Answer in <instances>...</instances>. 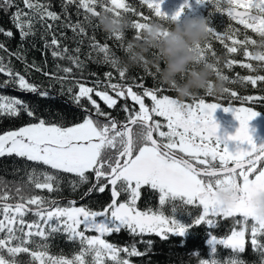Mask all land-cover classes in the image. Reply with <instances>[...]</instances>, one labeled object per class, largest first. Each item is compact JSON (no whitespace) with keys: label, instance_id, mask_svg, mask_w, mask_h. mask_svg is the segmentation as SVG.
Masks as SVG:
<instances>
[{"label":"snow or ice","instance_id":"6c2138e0","mask_svg":"<svg viewBox=\"0 0 264 264\" xmlns=\"http://www.w3.org/2000/svg\"><path fill=\"white\" fill-rule=\"evenodd\" d=\"M142 2L152 10L155 17L168 24L179 22L184 8L190 7L189 0H185L179 10L168 16L162 10L164 0ZM196 2L201 5H213L215 11L226 13L237 24L250 29L261 39L257 42L245 36L240 40L236 38L235 32L225 37L209 26L207 37L214 36L220 40L228 54H235L242 49L245 58L264 62V0ZM22 3L27 11L16 5L17 10L11 17L21 39L34 35L35 23L51 30L52 24L47 21L61 19L59 14L50 10L49 4L42 3L41 0H22ZM71 5L76 6L78 15L79 10L83 9L84 21L93 29L101 25L99 22L93 25L91 17L98 21L101 14H111L116 22L124 18L125 13L135 11L126 0H64L66 25L77 35L84 36L87 35L84 23L79 20L73 23L67 15ZM13 6L14 0H0V8L7 10ZM97 7L101 11H97ZM143 19L147 21L149 18ZM150 24L131 21L130 28L136 32L135 39H142V33ZM160 25L167 28L161 23ZM0 33L8 37L13 36L10 30L5 31L2 28ZM159 35L167 36L168 32L163 30ZM109 36L123 40L121 32L110 33ZM225 38L231 41V45L225 43ZM89 40V47L97 53L96 62L110 65L118 73L120 81H125L127 68L122 65V61L109 45L97 42L94 35ZM248 45L256 46L260 50L253 53L248 50ZM45 47L51 48L54 58L67 59L78 71H82L84 63L79 58L80 47L72 50L75 53L73 55L67 46L60 47V41L54 34L50 42L46 41ZM121 47L124 48L123 43ZM0 49L7 51L3 43H0ZM192 50L197 55V63L210 66L216 77L229 81V77L220 70L219 58L207 39L193 46ZM124 51L127 56L136 59L131 42ZM209 53L212 60L208 58ZM10 55L22 59L19 54ZM152 55L155 57L158 54L154 52ZM236 63L238 61L235 59H229L227 67L231 68ZM137 64H142L145 71H148L149 63L146 59L140 58ZM241 66L255 70L251 63H241ZM258 66L264 67V63ZM33 67L61 85L68 83L67 92L73 102L82 109L84 116L81 122L66 126L38 116L36 109L20 98L0 96V115L18 117L24 113L35 120L17 130L0 134V157L15 155L52 170L50 172L35 167L26 170L28 185L31 187L17 185L10 188L7 182L0 180V233L4 234L0 236V264H20L17 260L19 254L29 256L27 264H131L126 257L144 253L138 251L135 245L118 247L106 240V235L127 229L134 235L172 233L183 236L187 227L165 215L162 210L138 208L142 186L158 190L161 208L166 202L177 197L184 198L186 205L202 207V214L195 217L193 226L205 223L213 227L214 221L209 217H241L242 219L236 221L240 225L239 230L233 228L231 234L223 239L212 235L207 241L211 246L210 255L213 256L217 244L231 249L234 253H243L248 221L251 219V245L254 251L261 254V264H264V243L258 239L264 235V219L257 218L251 207L254 197L264 193V143L254 142L249 126L250 121L259 115L257 111L247 107L234 108L218 103H206L205 99L196 96H192L191 103H185L164 94L167 89L163 87L145 88L142 84H135L134 77V85L143 89L142 93H137L133 90L134 85L112 83L111 71L104 73L107 83L104 84L103 90H100L99 81L95 86L89 87L75 78L73 67L61 68L57 65L55 73L44 72L35 65ZM61 72L63 76L60 75ZM0 74L9 78L3 81L4 86L14 83L19 90L38 94L42 98L49 95L47 91L16 72L10 59L6 62L4 57H0ZM150 74L158 78L159 68L155 67V72ZM239 80L255 87L258 82H264V75H249L239 77ZM109 89L115 97L109 94ZM205 92L209 96L215 95L211 90V82ZM93 93L109 109L115 108L120 99L130 98L138 105V110L125 104L123 111L126 113V119L120 121L110 112L101 109L93 99ZM222 93L237 96V93L229 88H225ZM145 98L151 100V107L146 106ZM84 99L89 102L90 108L82 103ZM244 99L248 101L256 98L249 96ZM259 99L264 100V97ZM221 107L226 113L231 112L239 121L235 134H218L220 126L214 114ZM154 117L163 118L166 124L162 125L160 120ZM133 126L137 129L135 133ZM164 127L167 131L161 130ZM230 141L235 142L233 150L229 149ZM59 173L77 178L69 181L73 191L83 185H90L83 193L84 196L94 191L103 193L110 186V202L99 210H93L86 206L77 207L75 200L68 201L69 206H60L56 199L31 194L32 189L48 193L60 191ZM89 173L92 174L91 177ZM227 188H231L236 197L234 203L226 207L217 199V192ZM122 194L127 195L124 201L120 200ZM29 212L37 219L26 221L24 217ZM59 232L66 234L68 241L79 244V251L71 257L52 255L49 252L47 240L52 234ZM89 232L96 235H87ZM33 237H39L41 242L33 240ZM121 253L125 255L122 256ZM193 254L198 255L197 252ZM199 264L221 262L215 258L200 259ZM225 264L245 262L234 257L226 260Z\"/></svg>","mask_w":264,"mask_h":264},{"label":"trees","instance_id":"16d2710c","mask_svg":"<svg viewBox=\"0 0 264 264\" xmlns=\"http://www.w3.org/2000/svg\"><path fill=\"white\" fill-rule=\"evenodd\" d=\"M41 2L49 4L50 10L59 14L61 19L57 21H47V23L52 24L51 30L42 27L40 23H35L34 35H29L26 39H21L20 32L11 18L12 14L17 10L16 5L24 9L22 0H14V6L10 9L5 10L0 8V28L5 31L10 30L13 33L12 37L0 33V43H3L7 49V51L0 49V57H4L6 62L10 59L11 66L16 72L24 75L29 82L37 85L42 90L47 91L49 95L47 98H42L38 94L19 90L18 86L14 83H8L4 86L3 81L9 78L0 74V96L17 97L28 102L31 107L36 109L38 116L50 122L63 123L66 126L81 122L84 112L73 102L71 95L67 92L69 84L65 83L61 85L55 79H50L33 67V65H35L43 69L44 72L55 73L57 72V65H60L61 68L73 67L75 78L89 85V87L95 86L97 81H99L101 85L100 90H103L104 84L107 83L104 73L111 71L113 73L112 83L122 82L134 85L133 78L135 77V84H142L145 88L163 87L167 89L164 94L172 98L180 99L174 89L162 84L159 77L154 78L153 75L150 74L155 72L153 64L148 65V71H145L142 64H135L128 67L126 74L127 79L125 81H120L118 73L111 68L110 65L96 62L98 59L97 53L89 47L90 37L94 35L97 42L101 44L107 43L120 60L124 61L128 57L125 54L124 48H126L129 42L137 41V39H135L136 32L134 29H126L123 33V40H117L110 37L108 33H105L102 27L93 29V27L84 21L83 9L79 10L78 15L76 6L71 5L68 8L67 15L71 17L73 23L77 20L84 23L87 33L86 36L77 35L65 23L64 0H41ZM126 2L135 10L134 12L124 14L125 17L132 22H157L163 24L165 27H170L173 24L160 21L159 18L154 16L152 10L143 4L142 0H126ZM24 11H27V9H24ZM97 11H101V9L97 7ZM137 13L142 15H137ZM199 15L200 18L205 19L210 28L224 34L225 37L235 32L236 38L240 40H243L245 36L257 42L261 39L258 34L252 32L250 29H245L242 25L237 24L228 17L226 13L215 11L211 4H204V7L199 11ZM143 17H148L149 19L145 21ZM91 20L93 25L98 23L95 17H91ZM53 34L58 41H60V47L63 48L67 46L73 55H75V53L72 50L76 47H80L81 52L79 53V58L84 63L82 71H78L67 59H57L52 56L51 48H46L45 43L46 41L50 42ZM206 39L211 44V48L214 50L216 57L219 58L220 70L224 75L229 77V81L226 82V88L235 91L237 96L233 97L226 93H217L209 96L205 90H199L194 96L203 98L207 102H216L220 105H242L252 108L264 115V100L259 99V97H264V82H258L257 85L253 87L250 83L240 82L239 80V77L264 75V67L258 66L264 62L245 58L242 49L235 54H228L224 44H222L220 40L216 39L214 36H208ZM121 43H123L124 48L121 47ZM225 43L231 45V41L226 38ZM247 47L248 50L253 53L260 50L253 45H248ZM154 52V49L151 50L148 56L152 57ZM12 53L19 54L22 59H17L16 55H10ZM89 53H91L90 56L88 55ZM208 58L209 60L213 59L210 53ZM229 59H235L238 63L228 68L227 61ZM241 63H251L255 70L242 67ZM60 75L63 76L64 74L61 72ZM215 77L214 75L213 79H215ZM133 90L137 93H142L143 91L142 88L136 87L135 85L133 86ZM74 91H78V89H74ZM109 92L113 93L110 89ZM92 96L100 105L101 109L105 112H110L112 116L120 121H125L126 119V113L123 111V106L125 104H127L129 108L135 107L136 110H138L137 105H135L130 98L126 100L120 99L115 108L109 109L94 93ZM249 96L255 97L256 99L246 101L244 98ZM145 100L150 101L149 98H145ZM182 101L192 102V96L185 97ZM82 103L89 108L91 107L86 99L82 100ZM30 122H35V120L24 113L18 117L0 115V134L19 128ZM136 130V127L133 126L134 133ZM33 167L37 169H46L44 165L35 164L34 162L27 161L15 155L2 156L0 157V180L7 182L10 188H14L17 185L31 187L28 185L26 170ZM46 170L52 171L51 169ZM58 175L61 177L60 191L48 193L47 191L32 189L31 194L42 195L52 199L61 197L79 199L90 186L83 185L78 190L73 191L69 181L77 178L65 173H59ZM91 175L92 174L89 173L90 177ZM110 193L111 188L109 186L105 192L100 193L94 191L79 203L76 202V204L90 207L93 210H99L110 202ZM126 198L127 195L122 194L120 200L124 201ZM58 203L61 206H66L68 200L59 201ZM137 206L140 210H162L165 215L185 225L187 231L183 236L173 235L172 233H164L162 235H157L155 233L134 235L127 229H121L119 233L106 235L104 238L118 247L123 248L135 245L138 251L144 253L140 256L126 257L131 261V264H199L200 259L212 258L219 260L221 264H225L226 260L234 257L243 260L245 264H261V254L254 251L251 245L250 231H246L245 251L243 253H234L231 249L217 244L216 253L214 256L210 255L211 246L207 244L209 237L215 235L217 238H224L230 235L233 228L240 226L236 223L237 220L242 219L239 216L230 218L209 217L214 221L213 227H209L205 223L199 226H193L195 217L201 214V207L186 205L182 198L177 197L172 201L166 202L161 208L159 205L158 191L151 189L149 186H142L141 196L137 202ZM24 219L28 222H32L37 218L32 212H29ZM3 235V233H0V236ZM258 239L264 243V235L259 236ZM33 240L41 242L39 237H33ZM47 243L49 245V252L52 255L62 254L71 257L74 253L79 251V244L68 241L66 234L63 232L52 234L48 238ZM29 247H34V245H29ZM194 252H197L198 255H194ZM121 255L124 256L125 254L121 253ZM17 260L20 264H27L29 256L27 254H19Z\"/></svg>","mask_w":264,"mask_h":264},{"label":"clouds","instance_id":"9594fccd","mask_svg":"<svg viewBox=\"0 0 264 264\" xmlns=\"http://www.w3.org/2000/svg\"><path fill=\"white\" fill-rule=\"evenodd\" d=\"M98 22L108 34L124 33L131 23L126 17L114 22L110 14H101ZM207 27L205 19L199 17L180 19L166 29L160 23H151L143 32L142 39L131 42L136 59L128 56L122 61V65L128 68L137 64L140 58L146 59L149 64L159 68L160 82L174 88L180 100L194 96L199 90H205L210 82L213 94L222 93L227 81L218 77L213 79L212 68L197 63V55L192 50L193 46L206 40ZM163 30L168 32L167 36L159 35ZM153 49L158 55L149 57L148 53ZM235 197L236 193L231 188L217 192V199L226 207L234 203ZM251 207L257 218L264 219V193L254 197Z\"/></svg>","mask_w":264,"mask_h":264},{"label":"rangeland","instance_id":"374dc122","mask_svg":"<svg viewBox=\"0 0 264 264\" xmlns=\"http://www.w3.org/2000/svg\"><path fill=\"white\" fill-rule=\"evenodd\" d=\"M184 3H185V0H164V3L162 4V10L165 13H167V15L171 16L177 10H179ZM189 4H190V7L184 8L183 13H182L181 18H180L181 20H183L185 18H190V17H199L200 18L199 11L201 10L202 5L201 4H197L196 0H189ZM86 86H89V85L86 84ZM109 94L113 95L115 97L114 93L109 92ZM185 103H191V102H185ZM206 103H216V102H211V101L207 102L206 101ZM145 104H146V106L151 107L152 102H151V100L150 101H146L145 100ZM221 106H231V105H221ZM137 107H138V105H137ZM231 107H234V108H245V106H242V105H238V106L237 105H232ZM214 115H215V119H216L217 123L220 126L219 127V131H218L219 135H224V134L232 135V134H235L236 129L239 127V121L235 119L234 115L231 112H227L226 113L223 110V108L221 107V108H218L216 110ZM154 119L160 120L162 125L166 124V121H164V119L161 118V117H154ZM26 125H23V126H26ZM23 126H20V127H23ZM249 126H250V132H251V134L253 136V139L264 135V115L259 113V115L256 118H254L252 121H250V125ZM19 128H16V129H13V130H17ZM161 130L167 131L166 127L162 128ZM4 133H1V134H4ZM228 146H229L230 150H233L234 147H235V142L230 141ZM216 164L218 166V162H216ZM200 167H203V166H200ZM178 198H182V197H178ZM182 199L184 200V198H182ZM82 200L77 201V203H79ZM66 206H69V205L67 204ZM76 206L79 207L80 205L76 204ZM201 209H202V207H201ZM201 214H202V210H201ZM252 223H253V221L250 219V221H248V228H247V231H250V233H251V225H252ZM239 228H240V226L235 228V229L239 230ZM87 235H96V233L89 232V233H87ZM210 238L211 237H209V239ZM218 239H223V238H218Z\"/></svg>","mask_w":264,"mask_h":264},{"label":"water","instance_id":"95a60500","mask_svg":"<svg viewBox=\"0 0 264 264\" xmlns=\"http://www.w3.org/2000/svg\"><path fill=\"white\" fill-rule=\"evenodd\" d=\"M240 11H243V10H240ZM258 142H261V140H257L255 143H258ZM261 144V143H260ZM178 155H182V154H179L178 153ZM186 158V157H185ZM200 167V166H199ZM84 197H86V196H82L80 199H74V198H72V197H61V198H58V199H56L58 202L59 201H63V200H68V201H71V200H75L76 202L77 201H79V200H82ZM10 202H15V201H10Z\"/></svg>","mask_w":264,"mask_h":264},{"label":"flooded vegetation","instance_id":"af4514ba","mask_svg":"<svg viewBox=\"0 0 264 264\" xmlns=\"http://www.w3.org/2000/svg\"><path fill=\"white\" fill-rule=\"evenodd\" d=\"M154 135H155V134H154ZM257 140H261V142H258L257 144L264 143V135L255 138V139H254V142H256Z\"/></svg>","mask_w":264,"mask_h":264}]
</instances>
